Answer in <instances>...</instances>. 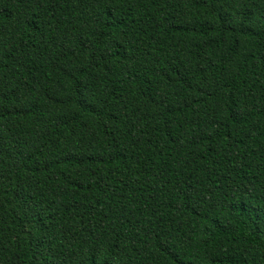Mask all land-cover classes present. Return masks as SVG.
Segmentation results:
<instances>
[{
    "label": "trees",
    "instance_id": "1",
    "mask_svg": "<svg viewBox=\"0 0 264 264\" xmlns=\"http://www.w3.org/2000/svg\"><path fill=\"white\" fill-rule=\"evenodd\" d=\"M0 264H264V0H0Z\"/></svg>",
    "mask_w": 264,
    "mask_h": 264
}]
</instances>
